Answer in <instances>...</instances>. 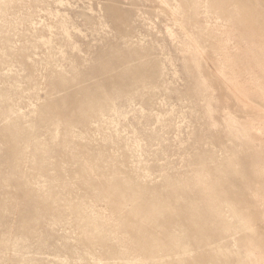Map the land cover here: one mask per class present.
Masks as SVG:
<instances>
[{
    "label": "rangeland",
    "instance_id": "obj_1",
    "mask_svg": "<svg viewBox=\"0 0 264 264\" xmlns=\"http://www.w3.org/2000/svg\"><path fill=\"white\" fill-rule=\"evenodd\" d=\"M0 264H264V0H0Z\"/></svg>",
    "mask_w": 264,
    "mask_h": 264
}]
</instances>
